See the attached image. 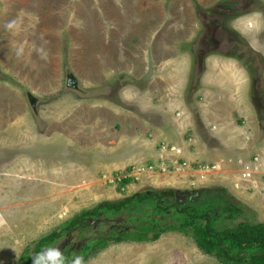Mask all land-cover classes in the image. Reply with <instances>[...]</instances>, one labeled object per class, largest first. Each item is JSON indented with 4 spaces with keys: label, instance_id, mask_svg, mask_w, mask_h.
I'll list each match as a JSON object with an SVG mask.
<instances>
[{
    "label": "crops",
    "instance_id": "crops-1",
    "mask_svg": "<svg viewBox=\"0 0 264 264\" xmlns=\"http://www.w3.org/2000/svg\"><path fill=\"white\" fill-rule=\"evenodd\" d=\"M196 1L206 10L216 0ZM53 5L54 9L42 14L43 6ZM194 9L192 0H2L0 34L1 46L5 50L2 52L3 66L7 74L12 73L21 84L34 85L36 82L31 81L27 70L31 73L35 71L40 73L38 78L42 79V86H48V81L52 83L57 76L46 66L39 65L41 69L37 71L34 64L39 60L50 62V56L62 53L61 38H65L66 33V61L76 76L74 79L89 82L86 84L89 87L100 88L103 82L110 84L117 78L125 83L116 90L118 96L133 97L131 102H122L125 109H121L116 103L105 102L99 96L90 103H81L72 109V113L69 112L72 100L65 97V110L69 107L65 117L59 118L56 114L51 118L52 128H58L57 132L77 134L81 153L87 155L79 160L76 156L75 160L65 158L66 194L78 195L80 200L69 208H86L88 194L99 196L108 193L110 198L114 189L107 187V182L100 178L102 174H110L131 178L126 186L131 189H141L146 184L179 190L223 186L242 203L264 213V193L247 188L234 164L224 165L220 171L210 173L202 183L194 179L200 162L248 158L255 153L264 156V138L249 135V142L246 143L243 134H236L229 137L235 147L225 145L221 147L223 150L219 147L205 148L193 136L192 130L174 139L179 137L180 128L175 121L176 115H167L166 109L174 108L180 102L175 98L186 92L193 71L185 76L183 82L178 80V71L182 75L186 66L192 64L189 55L182 49L193 41L200 30L199 23L194 19ZM41 53L48 57H39ZM224 57L235 63L231 56L221 58ZM210 63L214 61L206 62L208 70L204 68L200 75L194 96L198 100L203 98L207 113L214 117L213 123L225 122L226 118H218L210 111V107L217 111L222 98L209 93L205 95L198 87L203 75L218 68ZM214 86L222 85L216 82ZM1 90L5 97L11 98L7 101H13L11 107L8 103L2 106V117L12 111L21 117L17 122L23 121L24 124L26 109L21 106L18 93L7 87ZM196 110L200 119L196 123L198 125L203 123L204 113L198 106ZM190 120L193 124V118ZM70 135L67 137L74 139L75 136ZM162 144L180 148L179 160H185L191 168L182 173L172 168L168 173H161L159 166L169 159L174 160L171 154L160 151ZM149 165L155 167L154 172L141 174L140 180L132 178L138 167ZM236 182L241 183L240 188L235 187Z\"/></svg>",
    "mask_w": 264,
    "mask_h": 264
},
{
    "label": "rangeland",
    "instance_id": "rangeland-1",
    "mask_svg": "<svg viewBox=\"0 0 264 264\" xmlns=\"http://www.w3.org/2000/svg\"><path fill=\"white\" fill-rule=\"evenodd\" d=\"M192 3L194 5L193 0ZM194 7V19L197 21L199 10L197 12L195 5ZM54 8V5L52 7L43 6L42 14L45 15L47 11ZM251 10L255 12L259 9L251 6ZM202 11L206 13L209 10ZM259 11L262 12L261 10ZM1 12L2 0H0V15ZM229 27H232L231 24ZM61 39L63 42L62 53L50 56L52 59L50 62L46 63L39 60V63L34 64L37 71L41 67L46 66L47 69L49 68L55 73L57 79L53 77L55 80L52 83L49 84L48 81V86H42L43 81L38 78L40 73L35 71L31 73V71L27 70L28 75H31V81L39 83L24 85L19 82L16 76H12V73L7 74L3 66L2 52L5 50L1 46L0 34V217L7 220L6 226L0 227V264H17V259L27 246L33 245L38 239L49 234L81 210L89 209L101 201L117 200L130 196L140 190L136 187L133 189L126 188V185L121 187L123 191L119 192V185L124 179L122 175L111 176L110 174H102L100 178L107 182L106 186L114 189L113 195L109 198L108 193L99 196L97 194H88L89 198L85 205L86 208H81V210L69 208L72 204L80 202V200L78 195L66 194L65 158L75 160L76 156L77 160H79L81 157L85 159L87 155L85 156L81 153V147L77 143L79 141L77 134L73 133V135H70L65 133V135L63 134L64 132H57L56 129L58 128H52L51 118L55 117L56 114L60 116L59 118L65 117V111L69 110V107L65 110V97L72 100V102L70 101L69 112L81 103H90L96 97L89 98L75 93L78 87L81 89H92V87L86 85L89 83L87 81L79 82L78 79H74L76 76L66 61L68 53V48L66 47L68 42L67 34L65 33V38L62 37ZM238 39L245 53L238 54L237 50L232 49L228 54L234 58L233 61L237 66L231 59L221 58L227 55L216 53L204 60L203 68L208 70L206 62L209 63L211 61H214L213 64L210 63L211 66H217L218 68L215 67L211 71L209 70L207 75H203V79L198 85L200 89L202 88L201 91L205 95L209 93L222 98L219 106H217V111L212 107H210V111L218 118L222 116L226 118L223 120L226 124L225 122H219L222 124L219 126L218 121V124L212 122L214 117L212 114L207 113L203 98L198 100L196 97L194 100L189 101L188 91L182 92L179 97H174L175 100L178 99L180 101L177 102V106L166 109L167 115H176L175 121L180 128L179 137H174V139L181 138V136H184L182 135L184 132L192 130L193 136L199 139L205 148L219 147L223 150L221 147L225 145L235 147L233 142L231 145L229 137H233L236 134H243L246 143L249 141L245 140V138L249 135H255L254 137L256 138L258 136L260 139L264 138V35L260 37V50H255L245 37L240 36ZM184 48L182 51L186 54L187 49ZM249 49L258 56L259 61L257 60L256 65L253 64L255 61L253 56L247 53ZM250 50L249 52H251ZM228 51L224 50L223 52L226 54ZM236 54L237 56L242 55L241 60L236 57ZM39 57L46 58L48 56L45 53H41ZM189 66L190 64L186 66L182 75L178 71V80L180 82H183L185 76L193 70L192 64ZM191 78L192 72L187 82V87ZM255 78L258 79H256L258 85L256 81L254 82ZM69 79L74 80L76 84L74 86L70 85ZM116 79H113L114 81L110 84L108 81L103 82L101 87L99 86L100 88H93L100 89V91L104 89L105 92L102 95L99 94V96L104 98L105 102L111 101L116 103L115 105H118L121 109H125L122 102H131L133 97L124 98L118 96L115 88L120 86L121 80ZM206 79L207 81L208 79L210 80V85L209 82L206 84ZM216 82L222 86H214ZM6 87L16 94L18 93L17 95L21 98V106H25L24 124L22 123L23 121L17 122V119L21 117L14 115L12 111L8 113V117H2L4 116L1 112L2 106L8 103L11 107L10 103L13 102L11 100L7 101L8 98L4 96L1 90ZM257 87L260 90L259 94L255 91ZM108 92L110 93L108 94ZM27 98L31 99L32 107L25 103ZM34 99L37 104H34ZM199 103L201 104L199 105ZM196 106L204 113L203 123L201 122L198 125L196 123L200 119L198 118L199 114ZM32 109H38L43 126H40L35 121L31 112ZM191 118H193V124L191 123ZM239 120L241 121L240 123L238 122ZM212 125L216 129H212ZM67 135L75 137L72 139V137L68 138ZM106 135L109 137L108 133ZM194 137L191 139L193 142H195ZM79 164H82V162ZM108 178H120V181L110 184L107 180ZM132 178L135 179V177ZM138 180H140V176ZM162 186L157 187L146 184L143 188H168L164 187V185ZM106 191H108V188H106ZM115 193L117 195L114 196ZM253 210L256 213V220L264 222V213ZM98 231H101V229ZM98 231L93 233L91 230H86L85 232L68 234L53 246L59 247L64 240L78 244L79 248L75 250L76 252H71L70 258L76 255L83 256L85 264H88L89 261H91V264H219L212 257L203 255L195 247L191 239L177 233L164 234L153 243L120 242L110 244L97 254L87 257L84 251H81V243L93 234H97ZM67 249L69 248H63L61 251L64 253Z\"/></svg>",
    "mask_w": 264,
    "mask_h": 264
},
{
    "label": "trees",
    "instance_id": "trees-1",
    "mask_svg": "<svg viewBox=\"0 0 264 264\" xmlns=\"http://www.w3.org/2000/svg\"><path fill=\"white\" fill-rule=\"evenodd\" d=\"M131 181L122 179L118 191ZM86 230L98 231L81 243L87 257L110 244L153 243L164 234L177 233L219 264H264V222L218 185L190 190L143 188L121 199L101 201L27 246L17 264H32V257L43 248Z\"/></svg>",
    "mask_w": 264,
    "mask_h": 264
},
{
    "label": "flooded vegetation",
    "instance_id": "flooded-vegetation-1",
    "mask_svg": "<svg viewBox=\"0 0 264 264\" xmlns=\"http://www.w3.org/2000/svg\"><path fill=\"white\" fill-rule=\"evenodd\" d=\"M193 2L196 6L197 12L199 10V16L197 15V22L199 23L200 30L193 41L191 43H188L186 47V52L193 64L192 78L190 84L188 85L189 88H187L186 90V92L188 91L189 93L187 95L189 101L194 100L197 97L194 96V92L196 90L197 84L199 83L200 75L204 71L203 65L204 60L207 56L216 53L228 55L232 49L237 50L238 54L245 53V50L238 42V37H240V35L232 27H229L231 21H234L237 17L251 13V6H255L259 10L264 12V3L259 0H216L210 8L206 9L209 10L206 13L205 11H202L205 9L201 8L196 0H194ZM224 50L229 51L225 54L223 52ZM249 50L247 51V53L253 56V59L255 60L253 64L256 65L257 60L259 61L258 56L257 54H254L252 50H250L251 52H249ZM236 57L241 60L242 55L237 56L236 54ZM256 79L257 78L254 79V82H257L258 79ZM69 82L72 86L76 84L75 81L71 79H69ZM123 84L125 83L123 80H121L120 86ZM119 87L117 86L115 89L117 90ZM255 91L257 94L260 93L258 87ZM104 92L105 90L103 89V91H100L99 94L102 95ZM110 92H108V94ZM191 96H193V98H191ZM30 100L31 99L27 98L26 101V103L29 105H31ZM34 104H37V101L35 99ZM32 106L33 105H31V107ZM74 244L75 243L69 242L68 240H64L59 248L63 250V248L68 247L69 249H67L66 255L70 258L71 252L79 248L78 244Z\"/></svg>",
    "mask_w": 264,
    "mask_h": 264
},
{
    "label": "built area",
    "instance_id": "built-area-1",
    "mask_svg": "<svg viewBox=\"0 0 264 264\" xmlns=\"http://www.w3.org/2000/svg\"><path fill=\"white\" fill-rule=\"evenodd\" d=\"M212 129H216L214 125ZM245 140H249L248 137ZM191 140H188L190 142ZM160 151L163 153L171 154L173 159H169L167 162H163L159 167L161 173H168L172 168L177 173H182L184 170L191 168V164L185 160H179L181 156V149L174 145L162 144ZM236 165L239 169V177L244 182L247 188L256 191L259 194L264 193V156L260 154H251L248 158L235 157V158H220L213 162H200L196 167V175L194 179L202 183L207 176L216 171H220L224 165ZM155 167L152 165L143 166L138 168L132 177L135 180L139 179V176L145 172H154ZM105 177V176H104ZM106 178V177H105ZM125 178V177H123ZM110 184H114L120 181V178H108ZM236 188L241 187L240 182L235 183Z\"/></svg>",
    "mask_w": 264,
    "mask_h": 264
},
{
    "label": "clouds",
    "instance_id": "clouds-1",
    "mask_svg": "<svg viewBox=\"0 0 264 264\" xmlns=\"http://www.w3.org/2000/svg\"><path fill=\"white\" fill-rule=\"evenodd\" d=\"M234 30L249 40L255 50H260L261 35H264V12L255 11L237 17L231 22ZM7 220L0 217V227L6 226ZM32 264H85L83 256L66 257L59 247L49 246L43 248L32 257ZM91 264V261L88 262Z\"/></svg>",
    "mask_w": 264,
    "mask_h": 264
},
{
    "label": "water",
    "instance_id": "water-1",
    "mask_svg": "<svg viewBox=\"0 0 264 264\" xmlns=\"http://www.w3.org/2000/svg\"><path fill=\"white\" fill-rule=\"evenodd\" d=\"M80 90V91H78ZM78 90H75V93L78 94L79 96H84V97H89V98H92V97H97L99 96V92H100V89H81L80 87H78ZM102 91V90H101ZM84 94V95H83ZM32 115L35 119V121L40 125V126H43L42 124V120H41V117L39 115V111L38 109H32Z\"/></svg>",
    "mask_w": 264,
    "mask_h": 264
}]
</instances>
